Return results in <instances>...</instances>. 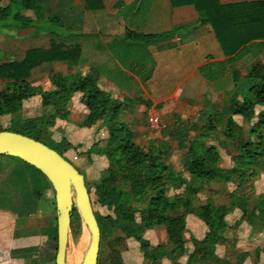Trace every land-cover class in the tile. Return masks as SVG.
<instances>
[{
  "label": "trees",
  "instance_id": "obj_1",
  "mask_svg": "<svg viewBox=\"0 0 264 264\" xmlns=\"http://www.w3.org/2000/svg\"><path fill=\"white\" fill-rule=\"evenodd\" d=\"M170 3L173 8L193 6L198 18L192 23L174 26L172 30L160 34H144L129 30L126 33L127 41L132 44L152 46L187 34L199 26L209 25L226 55V60L223 62L207 61L200 65L198 69L200 74L210 82L224 76L227 67L240 57V53L233 54L243 42L254 38L264 39V0L255 4L230 6H222L218 0H170ZM87 6L100 8L101 3L99 0L88 1ZM25 12H30L33 16H26ZM9 29H35L51 39L48 48L29 49L21 61L0 66V79L5 81L0 89V117H11L10 126L6 129L0 127V132L18 133L47 145L42 137V117L21 120L17 116L22 110L23 100L36 92L29 83L31 73L45 64H75L81 57V47L77 43L68 42L74 34L64 29L60 16H46L41 0H0V32ZM240 91L241 101L229 98L224 113L219 115L207 113L203 130L195 140L191 139V135L198 133L197 127L190 122L181 121L178 117L171 128L158 131L162 139H172L177 143L180 151H186L182 158L183 172L196 179L219 178L231 181L235 171L243 178L253 165L262 166L260 162L264 158V111L255 110L257 106H264L262 64H255L248 70L240 84ZM73 96H79V103L86 112L85 120L79 126L91 128L100 122L108 132L105 147L94 150L110 162V167L100 183L94 187L98 202L103 206H112L110 193L116 191L113 185L121 175L128 179V185L132 189L140 190V193L145 194L149 192L146 205L139 210V223L132 218L117 216L114 219L95 214L101 236L107 230L121 229L129 236L140 240L138 234L156 226H164L172 250L163 246L150 248L147 243L140 240L144 259L149 264H157L162 258L177 259L185 254L184 218L187 214H195L210 228V232L197 244L199 248L192 256L194 258L195 254H199L200 261L213 259V255H209L203 249L208 243H214L220 238L225 224L218 220L211 204L195 209L187 196L171 198L163 194L166 185L176 181L181 174H175L168 168L167 158L162 151L155 149V142H150L147 149L136 143L134 133L120 119L128 100L113 99L109 93L103 91L98 85L96 73L91 70L70 76L56 74L53 78L52 90L43 94V106L53 105L63 110ZM150 106L151 104H148V107ZM55 111L62 118L67 116L66 111L59 109ZM238 119L248 124L249 137L242 141L239 153L232 157L234 167L223 171L216 166L219 154L215 147L206 146L205 141L218 131L217 127L227 139L235 138L237 131L241 129L236 122ZM52 149L63 157L62 150ZM183 184H185L183 180L179 181V186ZM239 207L245 211L243 200L239 203ZM74 214L75 208L71 218ZM220 262L227 264L225 261Z\"/></svg>",
  "mask_w": 264,
  "mask_h": 264
},
{
  "label": "rangeland",
  "instance_id": "obj_2",
  "mask_svg": "<svg viewBox=\"0 0 264 264\" xmlns=\"http://www.w3.org/2000/svg\"><path fill=\"white\" fill-rule=\"evenodd\" d=\"M28 13L25 12L24 14L27 15ZM50 39L48 35L35 29H9L0 32V66L21 61L29 49L48 48ZM56 40L60 41L61 39ZM130 57L131 53L126 51L121 54L120 58L128 62ZM129 69V75L135 77L143 72L135 65H131ZM56 74L70 76L75 73L71 65L62 63L41 65L32 71L29 83L36 89V92L23 100L22 110L17 116L21 120L43 118L42 137L51 148L62 150L63 157L84 177L94 214L114 219L117 216L126 219L132 218L136 223H139V210L146 205V197L149 192L145 194L144 192L140 193V190L132 189L128 185V179L121 175V178L113 185L116 191L110 193L112 206L101 205L94 193L95 185L100 183L103 175L110 167V162L105 156L94 152L96 148H104L108 139V132L103 124L99 122L91 128L79 126L86 117L85 108L79 103V96H73L63 110L55 108L53 105L43 106V94L52 90L53 78ZM4 84L5 81L0 79V89ZM56 109L66 111L67 116L62 118L56 113ZM125 112L120 115V119L127 124L133 133L136 131L134 134L136 143L147 149L150 142H155V149L162 151L167 158L168 168L175 174H181L177 177L178 181L166 185L163 194L171 198L187 196L191 199L195 209L211 204L218 220L225 224L224 230L220 233V238L214 243H208L207 247L203 249L209 255L212 254L214 258L209 261H200L199 254H195L194 258L192 255L199 248L197 244L203 241L210 232V228L195 214H187L184 218L185 230L183 232L185 254L177 259L162 258L157 264H221L220 261H225L227 264H264V158L260 162L262 166L253 165L243 178L235 171L231 181L219 178L196 179L183 172L182 158L186 151H180L174 140L162 139L158 134L160 129L172 127L168 122L162 121L161 118L162 128L151 131L148 128L150 109H145L144 113H140L141 118L137 123L130 121V115ZM159 115L162 117L160 113ZM10 118V116L0 117L2 129L10 126ZM236 122L241 129L237 131L235 138L227 139L222 134L221 129L217 127L218 131L205 141L206 146L215 147L219 154L216 166L223 171L234 167L232 157L239 153L242 141L249 137L247 133L248 124L241 119ZM192 124L198 129L197 134L191 135V139L195 140L198 138L199 132L202 131L203 121H194ZM8 159L12 166L6 170L0 167V183L11 176L19 179L21 175H24L31 182L37 175L39 178L34 182L37 184H34V187L38 191V195L34 197L36 204L45 215L56 209L55 188L51 180L43 172L38 173L35 168L29 166L25 167H29L30 173L33 174L30 175L29 172L24 174L19 168L20 165H24L22 160L12 157H8ZM182 180L185 184L179 186V181ZM9 188L11 192L9 190L7 192L11 194L14 200L12 199L11 202L8 199L2 204L10 212H15V206L19 205V202L25 204L28 199V186ZM72 191L75 214L70 221L65 264H82L90 247L91 233L76 206L74 189ZM242 200L245 204V211L239 207ZM138 236L150 248L163 246L172 250L164 226H156L138 234ZM140 240L129 236L127 232L121 229L107 230L101 236L97 264H149L144 259Z\"/></svg>",
  "mask_w": 264,
  "mask_h": 264
},
{
  "label": "crops",
  "instance_id": "obj_3",
  "mask_svg": "<svg viewBox=\"0 0 264 264\" xmlns=\"http://www.w3.org/2000/svg\"><path fill=\"white\" fill-rule=\"evenodd\" d=\"M88 1L94 0H41L46 16H60L64 29L74 34L68 42L81 47L80 59L71 65L74 73L94 71L103 91L113 99L128 100L123 112L130 115L133 123L140 121V113L145 109L158 111L162 121L170 126L176 117L183 122H204L208 112L224 113L229 98L241 101L238 84L253 65L264 66V39L254 38L243 42L234 52L233 55L240 53V57L227 67L224 76L210 82L200 74V65L226 60L211 26H199L152 46L132 44L126 38L129 30L160 34L174 26L192 23L198 18L193 6L173 8L170 0H99L100 8H90ZM218 1L222 6H230L262 0ZM26 16L33 15L29 12ZM126 51L131 53L129 63L120 58ZM131 65L141 69L142 74L130 76ZM255 110L263 112L264 106ZM11 164L7 156H0L1 169L6 170ZM23 164L20 171L32 175L28 168L35 167ZM37 178L36 175L30 182L24 175L19 179L11 176L0 183V264H55L56 209L45 215L36 204ZM26 185L25 204L19 202L15 212L3 207V201L13 199L7 192H11L9 187Z\"/></svg>",
  "mask_w": 264,
  "mask_h": 264
},
{
  "label": "water",
  "instance_id": "obj_4",
  "mask_svg": "<svg viewBox=\"0 0 264 264\" xmlns=\"http://www.w3.org/2000/svg\"><path fill=\"white\" fill-rule=\"evenodd\" d=\"M0 156L22 160L43 172L55 188L57 254L55 264H65L71 213L76 206L91 233V243L82 264H97L101 234L84 177L54 149L30 137L0 132Z\"/></svg>",
  "mask_w": 264,
  "mask_h": 264
},
{
  "label": "built area",
  "instance_id": "obj_5",
  "mask_svg": "<svg viewBox=\"0 0 264 264\" xmlns=\"http://www.w3.org/2000/svg\"><path fill=\"white\" fill-rule=\"evenodd\" d=\"M148 128L151 131H156L162 128L161 117L156 110H152L149 114Z\"/></svg>",
  "mask_w": 264,
  "mask_h": 264
}]
</instances>
